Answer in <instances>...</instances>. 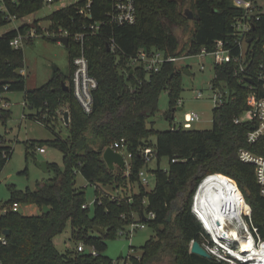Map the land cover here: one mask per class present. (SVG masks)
I'll use <instances>...</instances> for the list:
<instances>
[{"label": "trees", "instance_id": "obj_1", "mask_svg": "<svg viewBox=\"0 0 264 264\" xmlns=\"http://www.w3.org/2000/svg\"><path fill=\"white\" fill-rule=\"evenodd\" d=\"M184 1L136 0L134 24H108L99 34L88 37L85 48L90 72L98 80L91 113L84 111L72 88L66 90L62 84L71 79L74 57L80 53L79 43L71 38L67 45L71 64L69 76L54 66L47 83L27 89L22 73L24 50L22 46H12L11 40L19 33H26L30 26L25 23L0 35V92L25 91L26 105L36 110L31 117L46 125H57L65 111H69L70 116L65 132L51 141L62 151L64 167L48 163L54 176L38 183L35 189L9 186L10 198L3 206L5 212H0V264H113V259L106 254L108 238L115 237L121 228L132 222L145 220L150 212L155 213V218L146 221L154 233L141 247L140 255L130 257L132 264H220L190 251L193 240L202 242L204 239L203 226L193 213L191 203L199 182L211 172L236 179L252 208L253 222L264 238V196L260 193L254 166L238 156L241 147L264 155V143L249 145L246 135L250 124L234 121L248 108L249 94L261 86L257 75L264 69V12H260L254 0L246 72L235 75L238 67L235 62L215 65L212 83L226 91L228 97L224 105L214 107L213 127L200 130L171 126L167 130H156L148 125L164 91L168 93L170 109L165 116L170 121L174 119L173 108L178 105L184 89L183 74L176 62L170 61L153 72L143 65L134 66L132 58L140 49H155L166 56H193L199 55L202 48L215 49L216 41L224 40L234 54L241 52L236 42L235 23L246 13L245 8L234 6L231 0H194L197 18L190 45L185 53H180V40L175 33L179 28L184 30L188 22L179 9ZM109 3V0H95V20L103 17L98 7L105 10ZM6 5L8 13L0 10V28L12 22L6 15L15 14L23 19L41 10L45 3L44 0H21L18 4L6 0ZM76 12L75 4H70L51 13L48 16L50 34L61 28L75 32L82 29L85 22H92ZM37 32L43 33L38 24ZM47 38L52 39V36ZM111 38L115 39L116 50L107 48ZM3 111L0 105V122L6 123L10 111ZM153 134L157 138L155 143L150 139ZM2 137L0 134V173L14 151L12 146L1 142ZM122 138L126 140L125 148L132 161L129 168L110 170L103 152ZM147 147L153 148L158 160L157 184L153 190H148L140 177V171L148 166L144 155ZM32 156L26 150V159ZM162 157L170 160L167 170L160 168ZM173 158L178 160L174 162ZM79 173L95 186L92 215L88 212L89 206L83 207L86 192L84 187L78 186ZM103 186L123 192L125 199L114 200ZM174 202L180 205L178 211H173ZM15 203L35 204L40 212L22 214L12 209ZM45 205L50 207L49 212L43 211ZM133 213L138 219L132 217ZM67 223L71 224L73 239L79 244L92 245L97 255L87 250L78 251L79 244L65 252L56 247L54 239ZM95 226L103 227L106 232L99 234ZM5 230L9 233L4 234Z\"/></svg>", "mask_w": 264, "mask_h": 264}, {"label": "rangeland", "instance_id": "obj_2", "mask_svg": "<svg viewBox=\"0 0 264 264\" xmlns=\"http://www.w3.org/2000/svg\"><path fill=\"white\" fill-rule=\"evenodd\" d=\"M76 1L78 0H61L54 4H45L41 10L27 15L23 19L13 20L8 25L0 28V35L25 23H35L36 26L38 24L43 30L42 34L35 35L33 38L24 40L25 42L22 43L25 61L22 72L25 75L27 89H34L47 83L52 77L54 66H58L64 75H70L71 64L67 46L61 42L47 38V36H51L48 30L50 28L48 16L55 10L66 7ZM193 1L185 0L179 7L180 11L188 18L184 30L179 28L175 33L180 40L178 48L180 53H185L189 48L197 18L193 10ZM250 1L252 2V0H231L232 4L237 7H245ZM254 1L260 7V12H264V0ZM203 65L204 67H202ZM176 66L182 70L184 89L181 93V98L178 100V105H176L174 119L170 121L165 116V112H169L170 109L169 96L164 91L160 96L158 110L150 118L148 125L150 127L153 125L156 130H167L171 126L179 125V123L183 122L186 112L194 111L200 115V120L193 122L192 129H211L213 127L215 107L211 100V96L213 95L211 83L215 76V62L213 57L203 54L193 56L183 54L176 62ZM198 92H202V98L197 97ZM25 104V91L0 92V105L4 110L3 112L6 113V110L10 111L6 123L0 122V134L3 135L1 142L9 144L14 149L11 158L0 173V212H2L3 206H5L10 198L9 186L11 184H15L21 190H26L27 188L35 189L38 183H43L54 176L51 171L44 170L39 166L38 162H55L60 167H64L62 151L51 142L56 135L65 132L67 124L64 118H59L57 125L54 124L52 126V123L46 125L31 117L32 114H35L36 110ZM150 139L155 143L157 138L153 134ZM34 142L35 144L32 145L27 144ZM41 146L45 148V152L39 151V147ZM26 150H29L33 154L29 160L26 159ZM123 153L126 156V168H129L132 161L131 155L127 150H123ZM169 167V158L162 157L160 160V168L167 170ZM157 168L158 160L156 158H151L148 161V166L144 168L147 173L148 190H153L157 184V175L155 172ZM232 179L236 181V179ZM77 182L78 186L85 188V202L89 206V214L92 215L95 208V186L89 184L80 173L77 176ZM103 188L109 191L108 194L112 198L114 196L123 197L124 195L123 192L118 190L115 192L111 186H103ZM133 189H136V187L134 186ZM127 191H129V188ZM118 194L122 195L120 196ZM192 205L193 200L191 207ZM19 211L22 214L33 215L39 213L40 209L38 211V207L35 204H20ZM132 217L138 219L134 213ZM153 233V229L150 226L135 228L132 231L129 227L123 234H117L115 237L108 238L106 254L113 260L130 261V256L140 255L141 247ZM54 242L56 247L63 252L69 249H75L79 244L72 237L70 223H67L64 230L55 237ZM84 245L87 251H90L93 247L92 245ZM120 253H123V259L119 258Z\"/></svg>", "mask_w": 264, "mask_h": 264}, {"label": "built area", "instance_id": "obj_3", "mask_svg": "<svg viewBox=\"0 0 264 264\" xmlns=\"http://www.w3.org/2000/svg\"><path fill=\"white\" fill-rule=\"evenodd\" d=\"M61 0H44L45 4H54ZM109 7L103 9L98 7V12L103 13L101 19H94L93 7L95 0H78L72 4L76 6V13L83 19L92 20V22H85L82 29L75 32L68 29H60L57 32L50 34L52 37H68L69 42L71 38L80 44V53L74 57L73 71L69 85L72 88L74 95L78 102L82 105L86 113H91L94 105V91L98 87V80L90 72L89 58L86 54V41L89 36L99 34L103 27L108 24L116 25H130L134 24L137 20V5L136 0H109ZM20 4L21 0H12ZM255 5L250 1L245 5L246 13L237 20L235 23V34L237 35L236 42L241 47L239 54H234L232 47L228 46L224 40H217L215 49L209 51L202 48L200 54L210 55L213 57L215 65L235 62L238 67L236 68L235 75H240L246 72L248 62L246 58V51L248 45V32L253 27L252 18L255 12ZM0 10L8 13L6 0H0ZM11 21L20 20L15 14L6 15ZM30 29L26 33H19L11 40V45L15 48L22 46L24 40H29L35 35H38L37 26L35 23H28ZM35 24V26H33ZM111 50L117 49V44L114 38L109 42ZM199 54V55H200ZM187 56V55H186ZM181 57V56H180ZM178 56H166L163 52L147 49H140L136 56L132 58L134 66L143 65L149 72L158 71L164 62H177ZM204 67V65L202 66ZM261 86L249 94L247 102L248 108L238 117L234 119L235 123L248 122L251 128L247 132V142L249 145H257L260 142L264 143V69L257 75ZM213 95L211 100L215 107L224 105L227 100L228 93L223 89L216 87L211 83ZM262 92L261 94H259ZM198 98H202V92H198ZM181 103V100H180ZM200 115L197 112H186L184 114L183 122L179 125L172 126L173 129H191L193 122L199 121ZM126 140L122 138L116 141L112 147L123 153L126 150ZM40 152H45L44 147H39ZM124 154V153H123ZM144 155L147 161L156 157V152L152 147H147L144 150ZM125 156V154H124ZM239 158L254 166L255 177L259 185L260 193L264 196V155L256 152L249 147H241L238 150ZM126 157V156H125ZM126 159V158H125ZM178 158H173L172 161H177ZM127 163V162H126ZM145 170L140 171L141 182L145 186L148 185ZM223 177L226 184H229V189L224 191L225 198L223 197L222 213L219 217L211 222H207L201 218L200 212L197 211L196 197L197 192L203 183L210 182L214 178ZM228 181V182H227ZM231 192V195H230ZM122 195V194H118ZM230 195V196H229ZM114 200L122 201L123 197L114 196ZM131 201V198H129ZM145 202V200H144ZM84 208L88 207L87 204L83 205ZM20 203H15L12 206L14 211H19ZM5 212V209L2 210ZM192 211L199 219L203 226V241L202 245L213 256V260L220 264H264V238L261 236L259 229L255 226L252 217V208L245 201L238 184L230 176L220 173L211 172L206 174L200 181L196 192L193 197ZM155 213L150 212L147 214L146 219L141 221L137 220L132 222L125 228L119 230V234H123L127 228L131 231L135 228H145L148 226V219H154ZM219 222V223H218ZM78 251H86L85 245L80 243ZM93 255H97L95 247L89 251ZM131 257V256H130ZM123 259V256H122ZM113 264H132L131 261L113 260Z\"/></svg>", "mask_w": 264, "mask_h": 264}, {"label": "water", "instance_id": "obj_4", "mask_svg": "<svg viewBox=\"0 0 264 264\" xmlns=\"http://www.w3.org/2000/svg\"><path fill=\"white\" fill-rule=\"evenodd\" d=\"M35 26V24L33 25ZM53 41H58L63 43L65 46L69 44V38L68 37H52ZM108 50H111V46L108 43L107 44ZM132 72V71H131ZM250 82H253L252 79L248 78ZM62 84L66 90L70 88V85L67 84L65 81H62ZM176 108H173V112L175 115ZM63 118L65 123L68 125L70 123V116L69 111H65L63 114ZM103 158L105 162L107 163L110 170H115L116 166H119L120 168L125 169L126 168V159L122 152L115 150L112 146L107 147L103 152ZM39 166H41L44 170H49L48 162L41 161L38 162ZM180 209V205L178 202L173 203V211H178ZM43 211L49 212L50 207L45 205L43 207ZM95 231L99 234H104L106 230L103 227L95 226ZM9 230H5L4 234H8ZM190 251L192 253L198 254L202 257L213 259V256L208 252V250L202 245V242L199 240H193L191 244ZM123 256V253H120L119 258Z\"/></svg>", "mask_w": 264, "mask_h": 264}, {"label": "bare ground", "instance_id": "obj_5", "mask_svg": "<svg viewBox=\"0 0 264 264\" xmlns=\"http://www.w3.org/2000/svg\"><path fill=\"white\" fill-rule=\"evenodd\" d=\"M225 180L223 177L214 178L210 182L203 183L197 192L196 208L197 211L200 212L199 215L201 218L205 219L207 222L216 220L222 213L223 203L226 204V201L223 202V197L226 200L224 191H226L227 188L229 189L230 185L226 184Z\"/></svg>", "mask_w": 264, "mask_h": 264}, {"label": "crops", "instance_id": "obj_6", "mask_svg": "<svg viewBox=\"0 0 264 264\" xmlns=\"http://www.w3.org/2000/svg\"><path fill=\"white\" fill-rule=\"evenodd\" d=\"M23 73V72H22ZM26 105V104H25ZM126 158V157H125ZM119 166H116V168H118ZM104 189V188H103ZM113 189V188H112ZM105 190V189H104ZM113 190H115V189H113ZM107 193L109 192L108 190H105ZM115 192H116V190H115ZM38 207V206H37ZM38 211H39V207H38ZM38 214V213H37Z\"/></svg>", "mask_w": 264, "mask_h": 264}]
</instances>
